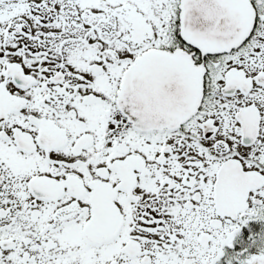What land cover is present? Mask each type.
Instances as JSON below:
<instances>
[{
	"label": "snow or ice",
	"instance_id": "6c2138e0",
	"mask_svg": "<svg viewBox=\"0 0 264 264\" xmlns=\"http://www.w3.org/2000/svg\"><path fill=\"white\" fill-rule=\"evenodd\" d=\"M0 264H264V0H0Z\"/></svg>",
	"mask_w": 264,
	"mask_h": 264
}]
</instances>
